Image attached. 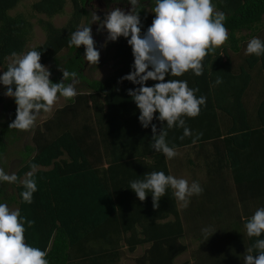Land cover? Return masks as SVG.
Here are the masks:
<instances>
[{"label": "trees", "instance_id": "obj_1", "mask_svg": "<svg viewBox=\"0 0 264 264\" xmlns=\"http://www.w3.org/2000/svg\"><path fill=\"white\" fill-rule=\"evenodd\" d=\"M21 1L0 0V74L7 70L9 59L35 48L41 52L42 64H53L50 76L53 82L62 80L61 68H64L76 72L77 81L85 83L84 90H78L74 99H66L67 102L41 127L34 128L32 144L24 146L22 164L15 173L19 179L13 183L15 195L10 199L16 200L23 216L35 221L32 227L25 225L26 242L47 250L50 264H116L121 256L122 242L130 252L140 245L150 244V248L136 258L137 264H189L187 260L176 262L187 250V245L180 242L187 230L173 190L168 189L157 208L153 206L151 194L140 201L129 188L131 181L143 179L153 171L165 174L170 171L165 155L151 147V127L141 126L139 109L128 95L127 90L137 85L120 80L132 70L134 62L128 38L121 36L116 42L117 62L113 64L112 73L103 79H90L85 74L84 46L76 49L70 47L68 41L82 19L88 21V7L93 0H70L71 18L62 28L56 27L51 18L63 13L66 0L35 1L32 4L35 15H46L48 20L38 19L46 38L34 46L29 41L32 29L29 18L22 13L10 14ZM213 2L217 11L226 14L228 40L204 58L203 75L196 76L188 71L181 77H166L187 80L190 88L198 89L197 96L207 98L206 106H202L195 118L183 117L191 136H184V129L180 127L167 129L165 124L164 128L168 132L167 142L176 149L215 145L216 162L208 172L212 178L209 182L216 179L212 175L226 176L221 171L231 169L238 188L236 196L231 197L223 185L212 191L208 186L205 191L208 198L206 202H199V207L212 200L216 202L217 212L212 209L215 216L212 219L206 216L205 220L211 219L212 225L217 226L219 224L213 220L218 216L235 212L236 220H228L225 224H231L230 231L236 233L228 235L220 254L232 255L230 260L241 264L248 249H252L253 254L258 251L254 247L256 240L264 239V236L248 237L244 227L256 208L264 206V97L253 116L244 104V96L254 79L250 70L259 65L264 72V56L248 55L244 58L247 68L242 65L238 73H233L229 50L240 51L249 37L255 36L256 30L264 28V0ZM147 4L154 7L150 0L142 5V31L147 30L155 16L146 11ZM243 32L248 33L244 35ZM64 48L68 49V54L60 62L58 55ZM217 78L222 83L217 84ZM71 82L69 79L65 84ZM147 83L150 86L155 82L149 80ZM4 92L5 86L0 85V105L4 104ZM16 107L14 104L10 113H4L6 118L0 121L2 157L18 138L16 132L21 131L9 127L15 119ZM227 117L232 124L223 130ZM153 123L157 124L158 131L163 127L159 121ZM29 172L34 174L38 188L31 204L23 202L21 196L25 191L22 181ZM5 194L6 189L0 184V203ZM253 203L257 206L252 207ZM188 221L196 226L190 218ZM225 224L222 225L224 231ZM207 246L211 247L208 240ZM207 246L199 253L194 252L193 258L196 253L199 257L193 264H214V253L209 251L217 250Z\"/></svg>", "mask_w": 264, "mask_h": 264}, {"label": "clouds", "instance_id": "obj_2", "mask_svg": "<svg viewBox=\"0 0 264 264\" xmlns=\"http://www.w3.org/2000/svg\"><path fill=\"white\" fill-rule=\"evenodd\" d=\"M126 2L131 5L130 10L119 6L110 8L103 18L93 12L91 22L79 25L71 33L68 44L76 49L84 46L85 61L97 65L101 52L90 26L93 21L98 22V31L107 32L108 41L115 42L121 36L128 38L134 62L132 70L120 80L137 85L127 91L139 109L138 120L143 128L151 127L153 150L172 160L179 153L175 146L167 142L168 132L164 125H167V129L183 128L184 136H191L192 132L185 126L183 117L199 116L202 106H206L207 98L197 96L198 89L190 88L187 80L166 77H181L188 71L196 76L203 75L204 58L224 45L229 38L225 26L227 17L224 12L216 10L213 0H150V3L154 2L150 11L155 16L147 30L142 31L144 25L140 12L145 0ZM115 3L119 4L120 0H115ZM88 9L92 13L90 6ZM245 54L264 56V39L251 38ZM61 71L62 80L53 82L49 68L41 63V52L35 48L8 65L7 70L0 74V85L5 86L4 95L14 98L17 105L15 119L9 127L28 131L35 126L42 111L52 110L59 97L74 99L77 96V73L64 68ZM69 79L72 82L65 84ZM149 80L155 83L149 86ZM216 83H222V80L217 78ZM154 120L163 125L159 131ZM3 163V157L0 156V183L17 182L18 176L9 175ZM31 167L34 169L36 166L33 164ZM22 183L25 189L21 193L22 200L31 204L33 194L38 190L34 174L29 172ZM129 188L140 201H145L151 194L153 206L157 208L169 188L184 207L188 206L191 197L204 191L199 181L190 182L183 177L165 174L164 171H153L143 179L133 180ZM34 223V220L23 216L19 208L13 210L6 203H0V264H50L47 250L26 242L25 225L32 227ZM244 227L250 238L264 236V206L256 208ZM216 231L211 226L202 228L203 241H207ZM254 247L258 251L253 254L252 249H248L244 264H264V239H257Z\"/></svg>", "mask_w": 264, "mask_h": 264}, {"label": "rangeland", "instance_id": "obj_3", "mask_svg": "<svg viewBox=\"0 0 264 264\" xmlns=\"http://www.w3.org/2000/svg\"><path fill=\"white\" fill-rule=\"evenodd\" d=\"M35 1L37 0H23L19 3V5L16 6V8L10 11L11 15H18L22 13L26 17L29 18V21L32 24L31 34L29 37V41H31L30 42L31 46L43 43L46 38L45 37L46 33L41 27V23L39 22L38 19L41 18L44 20H48V17L46 15H40V14L35 15L34 11L32 10V4ZM116 4L117 3L113 2L112 0H94L92 2L91 9L98 8L101 11L106 12L107 10L112 8V6L116 7ZM125 4H126V0H120V3L118 4V6L124 8L125 10L127 7V10H130L128 5H125ZM72 9L73 7H72L70 0H66L63 13L52 17L51 18L52 23L56 27L63 26L66 23V21H68L71 18L70 16L72 13ZM145 9L149 14L152 13L150 11L151 7L148 4L146 5ZM92 15L93 14L90 13V18L88 19V21L85 18L82 19L80 26L89 24V22H91ZM85 20L87 21V23L85 22ZM92 25L95 26V25H98V23L96 21H93L90 25L92 28L94 40L96 41L97 40L96 37L98 36H97V32L93 30ZM256 31L257 32L255 33L254 37H259L261 39H264V28H260L259 31L258 30ZM247 33L248 32H243L244 35H246ZM106 37H107V32L104 35V40H103L104 43L102 42L103 45L101 46V49L104 51V53L100 55L99 63L95 65V64H88L87 62L85 74L90 79H103L109 74H111L112 71L115 69L113 68V64L117 62L115 58V54H116L115 45L117 41L115 42L108 41ZM251 38L253 37H249V39L243 44L240 51L235 53L229 50L230 56L233 61V70H232L233 73H238L242 65L246 66L247 68V62L246 60H244V58L247 57L248 55L245 54V49H246V45L248 41ZM67 54H68V49L64 48L59 53L58 60L62 62V60H64L65 58L63 56H66ZM21 56H23V54H21L15 59L14 58L9 59L8 63L14 62L16 59H18ZM45 66L49 68L51 73L52 71H54L53 70L54 67L52 63H48ZM250 73H252L254 79L250 84L252 86L250 87V89L248 88L247 94L246 96H244V100L246 102V105L248 104L247 107L252 109V114H253V112L257 109L258 104L264 97V72L261 70L260 66L257 65L252 70H250ZM75 86H76L77 91L78 90L83 91L85 88V83L83 81H77ZM66 102H67L66 98L59 97L58 101L53 106L50 112L42 111L38 115L36 124L32 129L28 131L21 130V131L16 132L18 138L14 140L15 141L14 143H11L7 147L6 153L3 156L4 163L2 166L4 167L5 171L9 175L15 174L18 168L20 167V165L22 164L23 149L25 145L32 144L31 138L33 135L34 128L37 126L41 127L43 122L47 120L48 118H50L54 114V112L58 108H61ZM14 104H15L14 98L7 97L4 95V104L0 105V121H3L6 118V117L4 118L3 116L4 113H8V112L10 113ZM213 149H215V145L210 144V143L204 144L203 148L185 147L183 149H176L179 153V155L176 158L172 160L167 159L170 174L175 175L177 177L186 178L190 182L199 181V183L202 185L204 189L203 193L197 196L196 201L194 197H191L190 200H193L195 202L189 201L188 206L186 208L183 206L181 202L177 200L178 210H179L181 217L184 219V222H185L184 227L187 230L186 234L180 239V242L187 245V250L176 259V262L181 263L187 260L189 261V264H193V260L198 259L199 250L200 249L203 250L205 246H207V241H205L206 242L205 246L202 245L204 241H202L203 238L201 234V229L206 226H211L213 229L217 230L208 239L209 245L211 247L207 246L212 249L216 248L214 250H217V251H211V250L209 251L210 253H214L213 254L214 264H221L219 262H222V261L229 262V264H239L237 261L235 263L233 262V260H230L233 257L232 255H229L225 252L223 255L220 254L223 251L221 250L222 246L225 243H227L226 240L229 238V236L231 234L236 233V232L230 231L229 226H232L231 224H227V225L225 224L228 222V220H236L235 212L232 213L231 215L224 214L223 216H218L217 217L218 219H215V221L213 220V222L218 223L219 226L215 225L214 223H213L214 225L213 226L211 219L215 215L213 214L212 209L214 210V212H217V205H215L216 202L212 200V202L210 201L205 204L203 203L205 206L211 209V210H205L206 212H203L202 208L199 207V202L201 201L206 202L205 200L206 198H208V196L205 194L206 188L208 186H209L208 187L209 191L210 190L212 191L213 188L217 189L220 185H223V187H225L227 192L230 191L231 197L236 196L235 187H233V184H232V179L231 178L228 179V177H226L227 175L222 180H219V181L215 180L214 182L212 181L209 182V178L205 175V172H207L206 164L212 167L213 162L216 161L214 160L215 158L213 155ZM204 156H207V158H205ZM0 184L6 189V194H5V197L3 198L2 203H6L10 207V209H13V210L17 209L16 200L10 199L11 196L15 195V184L8 183V182H2ZM230 201L231 199L228 202L230 203ZM228 205H226V208H228ZM193 211H194V214L192 216L187 215L188 213L191 214ZM206 216L210 217L211 219L205 220ZM188 218H190V221L192 223H195L196 226H192L189 223ZM223 224H225L227 228L225 231L222 230ZM212 244L215 247L212 246ZM121 245H122L121 256H120L119 261L116 264H137L136 258L138 256L139 257L142 256L150 248V244L147 243V244L138 246L134 252H130L128 251L127 245L124 244V242H122ZM194 252H198L196 253L195 258H193ZM205 257H206V253L204 255V258ZM243 263L244 261L241 264Z\"/></svg>", "mask_w": 264, "mask_h": 264}, {"label": "crops", "instance_id": "obj_4", "mask_svg": "<svg viewBox=\"0 0 264 264\" xmlns=\"http://www.w3.org/2000/svg\"><path fill=\"white\" fill-rule=\"evenodd\" d=\"M245 101V100H244ZM244 104H245V107H246V109H250L249 107H247V105H246V102H244ZM258 108V107H257ZM251 111H250V114H251V116H253V114H252V109H250ZM225 120H224V123H223V125H222V128H223V130H227L229 127H228V125H230V124H232V122H231V120H230V118L229 117H227V118H224ZM224 132H226V131H224ZM211 144V143H210ZM196 148H197V146H196ZM215 153H216V151H215V149H213V155H214V160H216V156H215ZM205 158H207V156H204ZM216 162V161H215ZM215 162H213V163H215ZM213 165V164H212ZM206 168H207V172H205V175L209 178V181H210V179H212V178H210L209 177V173L208 172H210V170L212 169V167H210L208 164H206ZM223 174H225V175H227V177H228V179L229 178H231L232 179V184H233V187H235V190L236 189H238L237 188V186H236V184H235V182H234V180H233V176H232V172H231V169L230 168H226V169H223L222 171H221ZM220 174H214V175H212V177L213 178H216L215 180H218L219 178H221V177H225V176H219ZM232 188V187H231ZM196 200H197V196H193ZM225 200L227 199V198H224ZM217 201L219 202L220 201V198L218 199L217 198ZM190 202H194L193 200H190ZM257 205L255 204V203H253L252 204V207H256ZM186 208V207H185ZM201 208H202V210H203V212L205 211V210H211L210 208H208V207H204V205H202L201 206ZM251 210H252V208H251ZM189 214V213H188ZM194 214V211L191 213V214H189L190 216H192Z\"/></svg>", "mask_w": 264, "mask_h": 264}, {"label": "flooded vegetation", "instance_id": "obj_5", "mask_svg": "<svg viewBox=\"0 0 264 264\" xmlns=\"http://www.w3.org/2000/svg\"><path fill=\"white\" fill-rule=\"evenodd\" d=\"M125 5H128V7L129 8H131V5L130 4H128L127 2H126V4ZM90 7H91V3H90V5H89ZM118 6V4H116V7ZM112 8H114L113 6H112ZM126 11H127V7H126ZM93 12H96L97 13V15H100L101 16V18H103V16H104V11H101L100 9H98V8H93L92 9V14H93ZM98 23V22H97ZM95 29V30H94ZM98 29V25H95V26H93V30L95 31V32H97V36L98 37H96L97 38V40H96V46H97V48H100V52H101V54L103 53V50L101 49V46H102V44H101V41L104 39V35L106 34V31H98L97 30ZM86 67H87V64H86Z\"/></svg>", "mask_w": 264, "mask_h": 264}]
</instances>
